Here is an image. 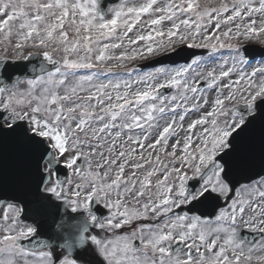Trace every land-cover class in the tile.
<instances>
[{
	"label": "snow or ice",
	"instance_id": "6c2138e0",
	"mask_svg": "<svg viewBox=\"0 0 264 264\" xmlns=\"http://www.w3.org/2000/svg\"><path fill=\"white\" fill-rule=\"evenodd\" d=\"M118 3L0 0V264H264V0Z\"/></svg>",
	"mask_w": 264,
	"mask_h": 264
},
{
	"label": "water",
	"instance_id": "95a60500",
	"mask_svg": "<svg viewBox=\"0 0 264 264\" xmlns=\"http://www.w3.org/2000/svg\"><path fill=\"white\" fill-rule=\"evenodd\" d=\"M118 0H101V7L102 10L105 11V8L111 4L117 3ZM106 12V11H105ZM245 47H248L250 49H255V51L252 53L253 58L255 57H260V53L264 52V48L256 46V45H247ZM208 52L207 50H195V49H187L184 48L183 52L178 56L176 54H166L161 57H158L154 60H151L147 63L142 64L141 66L143 68L145 67H150V66H155L157 61H161L166 64H174V63H180L184 62L185 58L190 59L191 57L188 55L189 53L195 54V55H202ZM41 62H43V59L41 56H36L33 55L31 58L27 60H17L15 62L9 61V66L11 69V74L14 79H20V78H31L34 73H33V67L38 66ZM46 64V62H44ZM49 68H51V65H47ZM167 91V90H165ZM3 163L2 158H0V164ZM9 165H11V158L9 157L8 161ZM255 171H259V168H257ZM61 176L64 177L66 176V169L61 171ZM8 198L3 196L2 192H0V208L2 205L7 204L5 201ZM70 211V210H69ZM202 211H212L210 206H206ZM215 214V212H212V216ZM32 219H35L38 223V225L41 227L42 230L47 231L49 228L52 230H55V223L53 222L54 220L56 222H59V213L55 208L42 211V212H36L35 210L32 213V218L28 219L26 222L27 223H32ZM256 238V235L250 236L249 240H254ZM25 247H31L27 243V241H24ZM176 245L173 247L175 248ZM90 254V253H89ZM88 255L87 252H84L81 254L80 259L82 262H85V257ZM91 255V254H90ZM92 257V256H91Z\"/></svg>",
	"mask_w": 264,
	"mask_h": 264
},
{
	"label": "rangeland",
	"instance_id": "374dc122",
	"mask_svg": "<svg viewBox=\"0 0 264 264\" xmlns=\"http://www.w3.org/2000/svg\"><path fill=\"white\" fill-rule=\"evenodd\" d=\"M138 2H139V0H138ZM202 2H203V0H202ZM212 2L213 3H218L219 2V0H212ZM111 7H119V3H116V4H113V5H111L110 7H108L107 8V11H108V9L109 8H111ZM107 18H111V14L109 13L108 14V17ZM144 19H147V17H145ZM245 44H243L242 46H244ZM256 45H259V44H256ZM259 46H261V45H259ZM28 51H35L34 49H26L25 50V54H27V52ZM221 52H223L224 54H227V50L226 49H224V50H221ZM208 54H206V55H203V56H207ZM157 57H159V56H157ZM153 58H155V57H151V58H149V59H146V60H143V59H137L136 61H133L131 64H129V66L128 67H130V68H139V64H141V63H143V62H146V61H148V60H150V59H153ZM260 58H255L254 60H259ZM250 70V69H249ZM113 71H116V72H124V71H126V69H114ZM22 81H26V80H22ZM26 83L25 84H23V85H21V87L22 88H26ZM126 171H130V169H126ZM69 175L71 176V173H70V171H69ZM7 208V205L6 206H4L2 209H1V212H0V217L2 218V216H3V212H4V210ZM213 221L215 222V217H214V219H213ZM21 226H23V223L21 224ZM240 229H248L247 227H245L244 225H240V226H238V231L240 230ZM94 231H97L96 229L94 230ZM220 236H221V238H223L224 237V233H220ZM259 240V239H258ZM258 240L256 241V242H258ZM88 253V252H87ZM83 264H95V260L91 257V255L88 253V255L85 257V262L83 263ZM254 264H255V262H254Z\"/></svg>",
	"mask_w": 264,
	"mask_h": 264
},
{
	"label": "flooded vegetation",
	"instance_id": "af4514ba",
	"mask_svg": "<svg viewBox=\"0 0 264 264\" xmlns=\"http://www.w3.org/2000/svg\"><path fill=\"white\" fill-rule=\"evenodd\" d=\"M243 231L246 232L245 236H247L250 232H251V233H259V232H253L251 229H240V230H239V232H241V233H242ZM262 235H264V234H261L259 237H261ZM258 239H259V238L257 237V239L254 240V243H255Z\"/></svg>",
	"mask_w": 264,
	"mask_h": 264
},
{
	"label": "bare ground",
	"instance_id": "6f19581e",
	"mask_svg": "<svg viewBox=\"0 0 264 264\" xmlns=\"http://www.w3.org/2000/svg\"><path fill=\"white\" fill-rule=\"evenodd\" d=\"M108 7H110V5H109V6H107V7L105 8V11H106V12H108V11H107V8H108ZM81 71H83V70H81Z\"/></svg>",
	"mask_w": 264,
	"mask_h": 264
}]
</instances>
